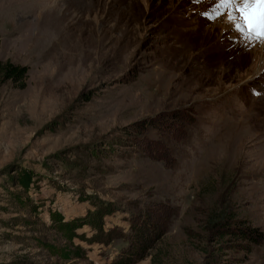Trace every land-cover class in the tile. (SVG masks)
I'll list each match as a JSON object with an SVG mask.
<instances>
[{
  "label": "rangeland",
  "instance_id": "1",
  "mask_svg": "<svg viewBox=\"0 0 264 264\" xmlns=\"http://www.w3.org/2000/svg\"><path fill=\"white\" fill-rule=\"evenodd\" d=\"M211 3L0 0V62L27 66L0 82V264H112L147 214L167 228L133 264H264V45Z\"/></svg>",
  "mask_w": 264,
  "mask_h": 264
},
{
  "label": "trees",
  "instance_id": "2",
  "mask_svg": "<svg viewBox=\"0 0 264 264\" xmlns=\"http://www.w3.org/2000/svg\"><path fill=\"white\" fill-rule=\"evenodd\" d=\"M26 72L27 66L25 65L13 64L8 60L0 62V82L11 81L17 87L22 88L24 86ZM30 182V174L27 171L22 170L17 173L16 184L18 186L26 189ZM171 215H173V212ZM53 220L54 218L51 214V221ZM55 221L56 229L59 230L67 242H69L74 236L73 229H69V226L75 225L74 222L70 220L65 221L60 215L57 216ZM130 227L131 231L127 241V247L112 264H133L142 259L147 250L152 247L153 241L160 238L167 228L159 216L152 214H147L140 223L130 225ZM217 231L220 232V235L238 237L252 243H258L263 237L262 233L258 232L256 228L249 226L226 225L218 228ZM39 245L44 247L50 255L61 260H71L83 255L80 248L71 244L56 246L50 243L39 242Z\"/></svg>",
  "mask_w": 264,
  "mask_h": 264
},
{
  "label": "snow or ice",
  "instance_id": "3",
  "mask_svg": "<svg viewBox=\"0 0 264 264\" xmlns=\"http://www.w3.org/2000/svg\"><path fill=\"white\" fill-rule=\"evenodd\" d=\"M201 14L211 21L226 19L247 46L264 45V0H212Z\"/></svg>",
  "mask_w": 264,
  "mask_h": 264
}]
</instances>
